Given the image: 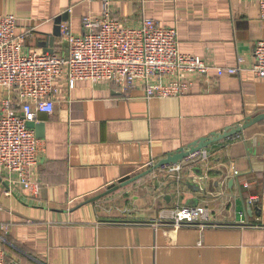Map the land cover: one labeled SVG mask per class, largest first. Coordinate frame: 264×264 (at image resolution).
<instances>
[{"label":"crops","instance_id":"crops-1","mask_svg":"<svg viewBox=\"0 0 264 264\" xmlns=\"http://www.w3.org/2000/svg\"><path fill=\"white\" fill-rule=\"evenodd\" d=\"M102 10L101 0H0V13L17 18L16 37L38 53H47L59 18L81 35L83 18ZM110 10L125 26L148 18L175 28L182 53L220 68L242 60L243 70H211V81L167 99L147 100L140 87L127 96L106 82H62L53 112L38 113L32 128L40 197L0 169L7 264H264V121L188 157L180 171L157 169L85 204L150 163L264 114V80L249 72L264 40L259 0H111ZM55 46L67 48L63 38ZM3 99L18 104L0 87V114ZM184 206L205 208L207 218L182 227L161 218Z\"/></svg>","mask_w":264,"mask_h":264},{"label":"built area","instance_id":"built-area-1","mask_svg":"<svg viewBox=\"0 0 264 264\" xmlns=\"http://www.w3.org/2000/svg\"><path fill=\"white\" fill-rule=\"evenodd\" d=\"M101 2V16L84 17L81 35L71 32L67 23L61 25L67 48L52 54L28 50L27 37H16V16L0 13V87L12 90L18 102L16 106L10 99L1 102L0 169L17 174L19 184L34 198L42 192L35 171L41 147L28 124L35 122L40 112H53L62 82L68 87L79 81L106 82L127 96L140 87L147 100L167 99L189 94L202 78L211 81V70L218 77L239 75L243 70L242 60L235 67L220 68L182 53L177 30L153 19L125 26L114 18L111 0ZM259 7L264 20V0H259ZM249 72L264 80V40L254 46ZM202 157L206 159L207 154ZM153 166L152 162L146 167ZM169 167L172 173L181 170L180 164ZM206 216L205 208L184 206L161 218L182 227L199 225ZM0 264H7L1 234Z\"/></svg>","mask_w":264,"mask_h":264},{"label":"water","instance_id":"water-1","mask_svg":"<svg viewBox=\"0 0 264 264\" xmlns=\"http://www.w3.org/2000/svg\"><path fill=\"white\" fill-rule=\"evenodd\" d=\"M65 21H66V19L64 17H61L57 20L53 35L48 40V42H45V44L43 45L44 47H47V50H45V52L50 53V54L54 53V49L56 47L55 46L56 40L58 38H62L61 25ZM263 121H264V114H259L255 117L247 118L242 125L236 126L235 128H229L225 132H223L222 134L215 133V134H212L210 137L202 138V139L192 143L188 147L187 150L183 149V150H180L179 152H176L174 154L169 155L167 158L161 160L158 164H156L152 168H149L148 170H146V171H144L138 175H135L134 177L130 178L129 180L122 182L119 186H115V187L109 189L107 192H105V193H103V194H101L95 198H92L91 200H88L87 202H85V204L93 203V202L115 192L116 190H118L120 188L126 187V186L136 182L137 180L153 173L157 169H164V168L172 166V165L180 164L182 161H184L188 157L207 149L209 146H211V145H213L219 141L233 138V137L239 135L240 133H242L247 128L252 127V126H254L258 123H261ZM33 123L34 122L29 123L28 126L30 128H34ZM247 210L249 212L251 211L250 205L247 206Z\"/></svg>","mask_w":264,"mask_h":264}]
</instances>
